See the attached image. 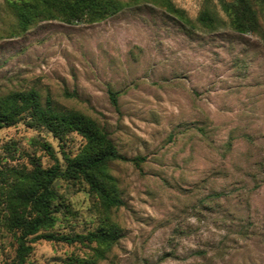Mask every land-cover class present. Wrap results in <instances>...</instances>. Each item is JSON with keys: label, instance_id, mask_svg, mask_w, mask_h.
I'll return each mask as SVG.
<instances>
[{"label": "rangeland", "instance_id": "1", "mask_svg": "<svg viewBox=\"0 0 264 264\" xmlns=\"http://www.w3.org/2000/svg\"><path fill=\"white\" fill-rule=\"evenodd\" d=\"M94 24L16 28L0 0V95L38 92L61 112L96 122L125 160L108 163L122 205L104 211L88 187L58 180L55 235H84L106 218L120 232L97 264H264V0L258 33L240 34L220 0H169L189 23L151 2ZM216 19L213 29L197 20ZM116 97V105L111 101ZM22 117L0 129V198L15 171L77 154ZM95 244L38 240L25 264L93 256ZM16 248L0 213V264Z\"/></svg>", "mask_w": 264, "mask_h": 264}, {"label": "trees", "instance_id": "2", "mask_svg": "<svg viewBox=\"0 0 264 264\" xmlns=\"http://www.w3.org/2000/svg\"><path fill=\"white\" fill-rule=\"evenodd\" d=\"M132 3L151 2L173 14L183 25L189 23L184 12L175 8L169 0H130ZM20 32L40 21L58 20L65 24H94L119 13L121 0H5ZM223 10L231 18V28L240 34L258 33L257 12L251 0H220ZM204 27L213 29L216 19L203 11L197 18ZM111 101L116 105L115 95ZM22 117L29 119L31 127H43L55 138L67 133L79 135L85 142L74 156L62 152V163L51 152L53 164L42 168L34 164L28 172L15 171L14 180L1 192L0 213L9 231L13 232L16 248L10 264H25L32 252V244L38 240L63 241L82 245L95 244L93 256L69 257L62 264H97L104 258L107 248L119 236V228L106 218L94 231L84 235H55L54 228L57 198L54 186L58 180L80 182L88 187L101 208L108 212L122 205L115 178L108 171V163L125 160L120 156L96 122L79 112L57 111L49 99L45 103L35 90L11 92L0 95V129L10 127Z\"/></svg>", "mask_w": 264, "mask_h": 264}]
</instances>
